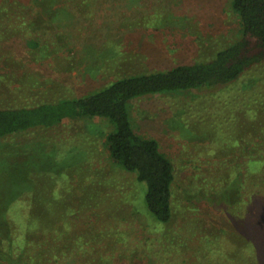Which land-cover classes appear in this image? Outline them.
Returning a JSON list of instances; mask_svg holds the SVG:
<instances>
[{"label": "rangeland", "instance_id": "1", "mask_svg": "<svg viewBox=\"0 0 264 264\" xmlns=\"http://www.w3.org/2000/svg\"><path fill=\"white\" fill-rule=\"evenodd\" d=\"M77 1L89 4L90 18H56L65 0H0L11 7L10 18L0 16L1 95L22 100L23 89L14 88L23 84L30 99L80 95L124 73L207 58L240 36L230 0ZM129 110L136 133L155 139L174 166L170 222L155 220L146 184L111 161L105 135L113 125L94 117L0 138V166L16 165L0 173V229L7 199V213L18 218L17 205L29 197L12 198L9 174L19 179L31 163L39 184L47 177L48 202L72 209L46 202L48 227L36 233L37 252L58 249L61 264H102L101 256L107 264H264V241L250 232H264V192L250 171L264 165V61L227 85L142 96ZM42 162L61 171L46 172L52 165L36 166ZM228 173L232 196L220 180Z\"/></svg>", "mask_w": 264, "mask_h": 264}, {"label": "trees", "instance_id": "2", "mask_svg": "<svg viewBox=\"0 0 264 264\" xmlns=\"http://www.w3.org/2000/svg\"><path fill=\"white\" fill-rule=\"evenodd\" d=\"M65 1L66 5L58 10L56 18H90L89 12L86 11L89 4L83 6L85 3L82 1ZM230 3L232 10L239 17L240 36L236 41L218 47L207 58L191 63H180L166 70L124 73L101 86L89 88L90 90L80 95L56 97L43 95L30 99L28 93L30 84L26 87L23 84L14 88V90L23 89L22 100L11 101L6 93L5 96L0 94V138L59 125L70 119L94 117L108 119L113 129L105 135V146L111 161L125 171L134 173V181L146 184L145 204L155 220L162 223L170 222L173 215L174 166L160 151L155 139L136 133L130 116V104L136 98L146 95L218 88L236 81L250 66L264 61V0H230ZM5 4L0 8V16L10 18L8 10H11V7ZM15 27L19 29V26ZM27 42L31 46L41 44H37L32 38ZM9 93L12 95V91ZM50 165H52L51 170L47 168L42 170L54 174L61 171L53 162L36 164L44 167ZM15 166L2 163L0 173L5 169L10 171ZM34 166L31 163L25 165L22 168L25 174L19 179L11 174H9L11 178L7 177L11 181L12 198L15 195V200L22 199L19 196L23 192H27L29 197L24 199L25 202L17 205L18 209H23L18 214V218L7 213L11 199H7L3 204L7 210L4 212L5 219L1 222L4 229H0V239L6 249L0 254V264H61L56 260L58 249L44 248L43 252L39 253L34 246L39 239H43L36 233L47 228L49 223L48 213H45L47 193L41 191L48 186L47 177L44 184H39L37 176L32 174ZM250 171L256 174L259 190L264 192V165L256 163ZM33 178L36 180L34 185ZM220 180L223 181L224 186L229 187V189L225 187L224 195L232 196V191L235 192L233 188L236 186V180L231 178V173ZM86 193L90 198H94L92 191ZM128 199L136 207L135 200L130 196ZM38 201H44L41 211L36 208ZM26 202L28 207L31 205L29 211L26 209ZM48 203L55 204L58 208L65 207L61 206L57 199H51ZM136 209L139 210L137 207ZM233 209L234 207L226 212V217L233 215ZM259 219L264 222V215L259 216ZM226 225L229 226L228 223L224 224ZM257 230L250 231L251 235L259 242L264 241V232ZM240 237L244 241L248 240L246 234ZM130 256L131 254H121L123 258ZM101 260L102 264L109 263L108 257L103 259L101 256Z\"/></svg>", "mask_w": 264, "mask_h": 264}]
</instances>
